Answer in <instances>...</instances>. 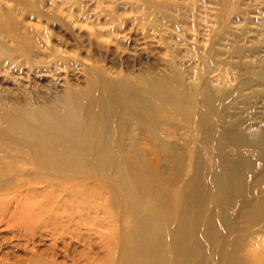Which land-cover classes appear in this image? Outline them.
<instances>
[{
	"label": "rangeland",
	"instance_id": "rangeland-1",
	"mask_svg": "<svg viewBox=\"0 0 264 264\" xmlns=\"http://www.w3.org/2000/svg\"><path fill=\"white\" fill-rule=\"evenodd\" d=\"M151 1L163 4L165 12L153 11L145 0H0V264H33V259L116 264L119 251L110 248L111 239L120 235L119 215L105 196L98 202L86 196L89 214L85 212L82 226L69 225L66 233L57 232L48 217L28 232L15 228L14 221L24 219L26 209L44 205L54 193L65 198L64 191L76 184L102 195L115 188V176L105 180L89 158L82 168L71 165L64 172L39 166L26 143L31 139L14 130L17 124L37 137L55 141L57 135L62 149L84 155L86 136H78L70 101L83 104L97 98L106 79L125 76L141 87L138 82L145 74L155 79L179 76L198 87L205 78L220 89L218 96L227 95L228 110L239 115L247 133L264 116V87L241 68L245 63L264 65V0H246L244 13L233 16L237 22L227 29L231 42L215 43V0ZM233 45L245 49L243 56L230 54ZM212 47L223 54L205 65L199 56ZM123 110L126 106L119 104L113 113ZM146 135L137 127L139 146L147 144ZM124 137L128 147V128ZM67 202L70 211L79 210ZM10 214L14 217L8 220Z\"/></svg>",
	"mask_w": 264,
	"mask_h": 264
},
{
	"label": "bare ground",
	"instance_id": "bare-ground-1",
	"mask_svg": "<svg viewBox=\"0 0 264 264\" xmlns=\"http://www.w3.org/2000/svg\"><path fill=\"white\" fill-rule=\"evenodd\" d=\"M145 2L153 11L165 12L163 4ZM213 3L217 29L211 43L231 42L227 29L249 2ZM244 51L233 45L230 54L239 58ZM222 54L212 47L199 59L208 65ZM242 65L264 87V65ZM141 79V87L125 76L106 79L97 98L83 104L70 101L80 126L78 136H86L84 155L67 146L62 149L57 135L52 141L51 136H35L24 124L16 125L18 134L31 139L26 143L39 166L64 172L71 165L82 168L89 158L105 180L115 176V188L111 195H102L76 184L64 191L65 198L54 193L51 201L26 209L27 216L15 220V228L28 232L48 217L57 232L66 233L69 225H83L91 209L89 195L96 202L105 196L121 223L120 235L110 244L119 250L116 264H264V116L247 133L239 115L228 110L227 95L218 96L220 89L205 78L199 87L185 84L179 76L155 79L145 74ZM119 104L126 111L113 113ZM137 127L147 132V144L138 145ZM127 128L132 135L128 147ZM67 199L79 210L70 211ZM93 210L97 213L99 208ZM99 212L106 216L105 210ZM13 217L10 214L8 220Z\"/></svg>",
	"mask_w": 264,
	"mask_h": 264
}]
</instances>
